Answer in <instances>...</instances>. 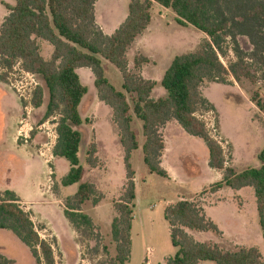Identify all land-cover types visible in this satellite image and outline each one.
I'll return each mask as SVG.
<instances>
[{"label":"trees","instance_id":"obj_1","mask_svg":"<svg viewBox=\"0 0 264 264\" xmlns=\"http://www.w3.org/2000/svg\"><path fill=\"white\" fill-rule=\"evenodd\" d=\"M13 1L14 4H5L9 13L0 26V57L7 67H11L14 60L20 61L25 71L42 79V85L36 88L32 100L35 107H41L45 96L48 99L39 124L56 113L59 115L53 154L70 163L62 184L79 183L77 191L67 198L64 209L66 217L76 228L81 224L93 226L92 217L83 212L82 206L96 193L93 183L83 181L85 169L78 156L83 141V133L78 127L89 121L83 118L80 109L88 86L82 82L78 68L92 70L99 100L112 109V118L124 149L127 181L120 199L114 202L117 215L112 220L111 232L116 254L103 264H125L131 255L136 184L130 160L132 152L139 147L131 111L143 122L145 142L142 150L150 172L168 177L161 165L165 148L162 129L169 121L176 120L188 134L205 141L209 166L222 172L221 180L210 185L211 192L224 186L253 188L264 241V148L258 155L260 166L237 172L227 165L223 141L212 133L206 120L198 114L209 105L201 91L206 79L225 82L227 76L232 75L241 85L245 79L255 81L253 68L264 79V0H130L127 17L112 34H105L96 22V0ZM154 2L170 8L178 23L193 25L209 37L203 48L173 58L161 80L167 94L158 98L151 97L157 81L144 78L137 72L150 59L137 55L134 69H129L127 57L129 46L151 22ZM241 36L247 37L252 46L248 52L240 46ZM38 38L53 45L49 59L42 55ZM227 42L237 57L228 66L220 58L226 53ZM102 58L121 71L123 90H118L106 76ZM251 100L264 109L257 93ZM35 133L36 130L31 132L32 135ZM97 152L96 144L91 143L86 156L88 165L97 167L101 164ZM205 192L206 189L201 193ZM165 219L176 248L165 264H203L205 261L264 264L256 246L227 250L216 243L195 239L189 230L221 233L197 200L184 198L167 205ZM2 229L10 230L28 246L39 264H57L52 243L40 235L30 212L22 207L19 195L11 189H0ZM14 263L15 260L0 252V264Z\"/></svg>","mask_w":264,"mask_h":264},{"label":"rangeland","instance_id":"obj_2","mask_svg":"<svg viewBox=\"0 0 264 264\" xmlns=\"http://www.w3.org/2000/svg\"><path fill=\"white\" fill-rule=\"evenodd\" d=\"M129 1L97 0L96 9L102 16L106 14L118 20L123 14L127 15ZM6 3L14 4V1L0 0V26L9 13ZM204 35L206 34L193 25L178 23L171 10L165 11L159 4L154 6L150 25L138 37H144L143 43L137 46L136 40L127 50L130 65L138 54L150 58V62L143 66L142 75L157 81L151 97L157 98L167 94L161 84L164 72L176 55L203 48L208 43ZM239 43L246 52L252 48L245 36L239 38ZM225 46L226 53L220 55V58L228 66L237 57L229 42ZM42 50V54L47 57V47ZM19 62L14 60L12 66L7 67L0 57V86L7 90L3 93L0 89V189H11L19 195L22 207L30 212L40 235L52 243L57 264H103L116 254L111 223L117 214L114 202L120 199L127 181V178L124 181L126 168L122 157L118 164H113L112 173L103 162L92 168L86 162V156L95 137L100 131L105 132V124L111 117L112 109L99 100L92 70L88 74L81 73L82 82L88 86V93L80 109L83 118L89 121H84L78 127L83 133L78 156L85 169L83 181L91 180L95 183L96 193L92 200L82 206L83 212L92 217L93 226L81 224L76 228L66 217L64 209L67 198L77 191L79 183L69 186L62 184V178L69 171L70 163L64 157L52 156L50 151L52 143L57 139L55 125L59 119L58 113L53 116L55 118H49L47 123L39 124L42 118L37 120L33 129L37 126L41 131L39 135H32L30 130L27 138L23 135L14 138L19 117L23 119L30 115L33 119L37 113V110L31 109L34 106L32 100L36 89L32 98L27 101L19 97L13 86L23 80ZM102 65L110 82L118 90H123L121 71L104 58ZM253 72L256 73L255 81L245 79L241 85L232 75H228L225 82L206 79L201 86L209 105L198 114L206 120L215 136L219 139L222 137L226 160L228 164L233 161L232 167L237 172L260 166L258 155L264 148V109L251 100L252 95L257 93L264 105V79L255 68ZM37 81L38 86L42 85V79L38 75ZM17 97L21 99V103ZM132 127L137 131L142 146V121L134 114ZM165 137L168 150H172V173L177 181L150 172L144 162L141 146L132 153L130 161L135 170L136 199L131 230V255L125 264H143L147 259L149 264H165V259L175 254L176 248L171 242L169 224L165 219V208L169 203L178 201L182 196H195L198 192L195 199L202 206L217 200V196L213 194L215 192H211L208 187L221 179L222 172L211 170L202 158L192 161L194 155L201 156L203 149L207 151L205 141L188 134L174 120L167 126ZM100 154L104 157L118 155L106 149H101ZM205 185L209 186L204 188ZM204 189L206 192L201 193ZM244 190H241V194L244 191L241 199L231 198L236 208L241 200V210L246 215V219L241 222V233L230 220L233 206L230 202L224 204L225 207L223 205L220 209L208 211L209 214L217 211L218 224L225 234L197 230L190 232L199 241L216 243L227 250L235 249L238 244L256 246L264 261V241L254 190L251 187ZM222 195L226 196V192L223 191ZM208 234H212L213 238H209ZM0 252L15 260L14 264H39L28 246L10 230H0ZM204 263L214 264L212 261Z\"/></svg>","mask_w":264,"mask_h":264},{"label":"crops","instance_id":"obj_3","mask_svg":"<svg viewBox=\"0 0 264 264\" xmlns=\"http://www.w3.org/2000/svg\"><path fill=\"white\" fill-rule=\"evenodd\" d=\"M130 2V1H129ZM96 3H97V0H96ZM157 4H159V3H157V2H154L153 3V7H152V15H153V9H154V6L155 5H157ZM129 5V4H128ZM159 5H161V4H159ZM96 4H95V14H96V22H97V24H98V26L102 29V31L105 33V34H112V33H114L115 32V30L120 26V24L125 20V18L127 17V15H128V13H127V15H125V14H123V16H122V18H120V19H115L114 18V16H109V15H106V14H104V16H102V14H99L98 13V11H97V9H96ZM162 6V5H161ZM163 8H165V11H167V9H168V11L169 10H171L170 8H167V7H164L163 6ZM172 11V10H171ZM172 16H175L176 17V14L172 11ZM151 21H152V19H151ZM151 23V22H150ZM150 25V24H149ZM147 29V28H146ZM145 29V30H146ZM144 30V31H145ZM143 34V33H142ZM142 34H140L139 36H141ZM138 36V37H139ZM138 37L133 41V43L136 41V40H138V41H136V45L138 46V45H141L142 43H143V38L144 37H142L141 39H138ZM204 38H206V41H209V37L207 36V35H204ZM37 42H38V44H39V46H40V50H41V53H43V50H42V48L43 47H47V49L49 50V53H48V51H47V57H45L43 54V56L46 58V59H49L50 57H51V55H52V52H53V45L52 44H49V42L48 41H46V40H43V39H40V38H38L37 39ZM132 43V44H133ZM131 44V45H132ZM50 45H52V46H50ZM130 45V46H131ZM129 46V47H130ZM195 51V50H194ZM193 52V51H192ZM138 55H143V54H138ZM137 56V55H136ZM135 56V57H136ZM145 56V55H144ZM134 57V58H135ZM148 57V56H147ZM149 58V57H148ZM150 59V58H149ZM129 60V59H128ZM150 62V61H149ZM148 62V63H149ZM146 64V63H145ZM145 64H143L142 66H141V68L137 71L138 73H140L141 75H142V71H143V66L145 65ZM129 69H134V60H133V63L130 65L129 64ZM90 68H88V67H80V68H78L77 69V72H78V74L80 75L81 73L82 74H88V72H90ZM143 76V75H142ZM80 77H81V75H80ZM144 77V76H143ZM144 78H146V77H144ZM163 78V77H162ZM82 79V78H81ZM147 79H152V78H147ZM153 80H155V79H153ZM123 85V84H122ZM202 86V85H201ZM0 89H2V92L4 93L5 91H7L4 87H2V86H0ZM202 91V90H201ZM203 95L205 96L206 95V93H203ZM161 97V96H160ZM18 98V97H17ZM158 98V97H157ZM20 98H18V101L20 102ZM48 100V99H47ZM47 100H46V96H45V98H44V103H43V105L41 106V107H34V106H32V110H37L36 112L37 113H35L34 114V118L32 119L31 117H27V118H20L19 117V125H18V127H17V133L15 134V136H14V138L16 139V137H17V135H23V136H25L26 138L28 137L27 136V133L30 131V132H32L33 130H36V133H35V135H39L40 133H41V131L39 130V129H37V126H36V128L35 129H33L34 127L33 126H35L36 125V122H37V120L38 119H41L42 118V116L44 115V113H45V111H46V104H47ZM101 101V100H100ZM21 103V102H20ZM131 114H132V116H133V111H131ZM135 115V114H134ZM50 118H55V117H53V116H51ZM31 119V120H30ZM49 120V118L46 120V121H44V123H47V121ZM174 121H176V120H174ZM173 122V120H171V121H169L164 127H163V129H162V132H163V136H164V140H165V148H164V151H163V155H162V157H161V165H162V167L167 171V173H168V177H166V178H170V179H172V180H175V181H177V179H175V177L173 176V173H172V171H173V169H172V167H173V162H172V158H171V151L172 150H168V144H167V140H166V137H165V130H166V128H167V126H169L171 123ZM177 122V121H176ZM57 123V122H56ZM133 123V122H132ZM27 125H29V127H27ZM107 125H109V126H107ZM56 126V125H55ZM42 128V127H41ZM134 129V128H133ZM39 130V131H38ZM109 130H110V133H108L109 132ZM135 130V129H134ZM135 132H136V135H138L137 134V131L135 130ZM142 132H143V122H142ZM144 135V134H143ZM221 139H222V137H221ZM137 140H138V136H137ZM223 140H224V138H223ZM26 141H28V140H26ZM189 141H190V139H188L187 140V142L189 143ZM83 142V141H82ZM144 142H145V136H144V141H143V143H142V146H141V144H140V142H139V140H138V143H139V147L141 146V147H143V144H144ZM225 142H227V141H225ZM94 143L96 144V146H97V154H98V156H99V159H100V161L101 162H103V163H106V168H107V170H110L109 172H111L112 173V168L114 167L113 166V164L116 162L117 164L120 162V159H121V157L123 158V161H124V149H123V146H122V144H121V141H120V136H119V130H118V128H117V126H116V124L114 123V121H113V118H112V111H111V117H110V119L106 122V124H105V132H102V131H100L99 132V134L95 137V141H94ZM54 144H55V142L54 143H52V145H51V155L52 156H54V154H53V147H54ZM206 144V143H205ZM138 147V148H139ZM206 148H207V146H206ZM41 149V151L43 150V148L41 147L40 148ZM101 149H106V151H109V152H112V153H118V155L115 157V156H111V157H104V156H102L101 154H100V150ZM143 151V150H142ZM133 153V152H132ZM56 158H59L58 156H55ZM131 157H132V155H131ZM116 158V159H115ZM200 158H202V159H204L205 160V162H207L208 163V159H209V152H208V148H207V151L205 150V149H203V153H202V155L201 156H198V155H194V160H192V161H196V160H199ZM143 159H144V154H143ZM232 163H233V161L231 162H229V164H228V162H227V165H230V166H232ZM124 166H125V163H124ZM208 166H209V164H208ZM90 167H92V166H90ZM98 167V166H97ZM92 168H96V167H92ZM209 168L211 169V170H217V169H215V168H212V167H210L209 166ZM135 171V170H134ZM218 171H220V170H218ZM206 172H208V171H206ZM221 172V171H220ZM68 173V172H67ZM66 173V174H67ZM65 174V175H66ZM84 175H85V173H84ZM123 175V174H122ZM84 178V177H83ZM222 178V177H221ZM125 179H126V174H124V181H125ZM135 180V179H134ZM221 180V179H220ZM219 181V180H218ZM88 182H91V183H93L91 180H89ZM217 182V181H216ZM215 183V182H214ZM95 184V183H94ZM123 184H124V182H123ZM136 184V183H135ZM209 186V185H208ZM207 185H205V187L204 188H206V187H208ZM225 187H228V186H224V188ZM209 188V187H208ZM228 188H230V187H228ZM226 189V190H223L222 188L221 189H219V190H217L215 193H213V194H215V196H217V200L216 201H213L212 203H210L209 205H205V204H203V207H204V210H205V212H206V214H207V216L208 217H210L217 225H218V227H219V229H220V231H221V233L219 234V235H222V234H225L224 232H223V230H222V228H220V226H219V218H217L218 216L217 215H219V214H217V211L216 212H214V213H212V214H209V210H213V211H215V210H217L216 208H221L224 204H227L228 202H230L231 203V205H233L234 204V199L236 200V198H239V199H241V196H243V193H244V188H247V187H243V188H240V189H232V188H230L232 191H230L229 189ZM244 190L243 192H242V194H241V190ZM226 192V196H223L222 195V192ZM251 191V190H250ZM201 192V191H200ZM252 192V191H251ZM199 193V192H198ZM197 193V194H198ZM196 194V195H197ZM238 194V195H237ZM73 195V194H72ZM196 195L195 196H191V197H189V198H187V197H184V196H182V198H180L179 200H181V199H191V200H197V199H195V197H196ZM231 198H233V200L231 199ZM241 201V200H240ZM240 201H238V208H236V207H234V205L232 206V209H231V211H230V220H231V222L232 223H234L235 224V228L237 229V231L238 232H240L241 233V222L243 221V220H245L246 219V215H245V212L243 211V210H241V202ZM87 202H89V201H87ZM86 202V203H87ZM177 202V201H176ZM240 202V203H239ZM171 203H175V202H171ZM171 203H169V204H171ZM168 204V205H169ZM220 206V207H219ZM226 205H224V207H225ZM115 209V208H114ZM117 215V214H116ZM115 215V216H116ZM114 216V217H115ZM133 220H134V218H133ZM133 225V224H132ZM2 230H4V229H2ZM190 231H192V230H189V233L190 234H192ZM198 231V230H197ZM204 232V231H203ZM205 232H207V233H209V231H205ZM240 235V234H239ZM208 237L209 238H213V235L212 234H208ZM196 239V238H195ZM203 242H206V241H203ZM238 246H245V245H239L238 244ZM238 246H236V247H238ZM166 260V259H165ZM206 262V261H205ZM144 264V263H143ZM145 264H149V261H148V259H147V262H145ZM203 264H205L204 262H203Z\"/></svg>","mask_w":264,"mask_h":264},{"label":"built area","instance_id":"obj_4","mask_svg":"<svg viewBox=\"0 0 264 264\" xmlns=\"http://www.w3.org/2000/svg\"><path fill=\"white\" fill-rule=\"evenodd\" d=\"M18 66L21 68L20 70L23 73V80L17 84H13V86L16 88L19 97L29 101L32 98L33 91L39 85V82L37 81V74L25 71L21 66V62H19ZM30 103L31 102H29V104Z\"/></svg>","mask_w":264,"mask_h":264}]
</instances>
